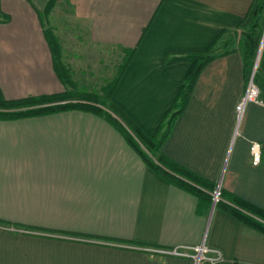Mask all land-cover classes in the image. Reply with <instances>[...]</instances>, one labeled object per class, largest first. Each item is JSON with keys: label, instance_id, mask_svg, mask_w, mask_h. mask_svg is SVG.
Returning a JSON list of instances; mask_svg holds the SVG:
<instances>
[{"label": "crops", "instance_id": "crops-1", "mask_svg": "<svg viewBox=\"0 0 264 264\" xmlns=\"http://www.w3.org/2000/svg\"><path fill=\"white\" fill-rule=\"evenodd\" d=\"M33 1L0 0L7 101L74 92L54 72ZM251 2L56 0L51 13L66 28L50 29L75 85L109 82L134 50L112 101L152 135L189 68L163 66L165 55L204 50L222 30L225 42ZM114 53L117 61L104 65ZM257 66L264 75V42ZM244 93L238 51L210 62L161 152L225 196L264 210V106L246 104L238 120ZM251 141L261 145L257 160ZM200 245L221 255L200 264H264L263 234L158 176L101 117L69 110L0 119V264H194Z\"/></svg>", "mask_w": 264, "mask_h": 264}, {"label": "trees", "instance_id": "trees-1", "mask_svg": "<svg viewBox=\"0 0 264 264\" xmlns=\"http://www.w3.org/2000/svg\"><path fill=\"white\" fill-rule=\"evenodd\" d=\"M54 1L49 0L42 13L36 10L42 27L43 17L47 18L54 6ZM7 19L8 17H5L6 21ZM263 21L264 0H252L245 16L233 31V35H230L225 42H221L222 34L226 32L222 30L204 50L170 52L165 55L162 60L163 66L186 62L189 64V68L178 87L174 100L152 135H147L121 108L111 103L109 98L134 50L125 53L112 81L105 87V90H109L108 96L106 94L107 97L99 99L97 95L86 94L85 96L81 95V99L75 100L72 91H63L54 95L7 101L0 94V119L43 116L69 110L92 113L114 126L124 137L128 146L140 157L144 165L171 184L195 195L200 206L204 204L209 208L212 205L210 193L213 192L214 185L189 169L174 163L161 152V148L172 133L174 122L185 112L201 71L217 58L238 51L242 61V77L245 89L252 79L253 84L259 90V100L264 103V75L259 70V66L253 73L261 41ZM43 33L51 52L52 64L57 78L64 86L73 88L75 84L71 81L69 69L62 63L57 38L49 29L44 28ZM104 91L100 93L102 96L105 94ZM19 109L21 111H18ZM220 198L226 200L229 205L223 204L220 200L215 204V207L224 208L239 222L264 235L263 209L237 196H225L222 191Z\"/></svg>", "mask_w": 264, "mask_h": 264}, {"label": "built area", "instance_id": "built-area-1", "mask_svg": "<svg viewBox=\"0 0 264 264\" xmlns=\"http://www.w3.org/2000/svg\"><path fill=\"white\" fill-rule=\"evenodd\" d=\"M248 103H257L264 106V103L259 100V90L258 88L253 84V82L250 80L246 89L245 93L240 99L239 103L235 107V112L237 119L239 120L242 112L244 110V107ZM261 149V145L257 142L251 141L249 145V153L252 155V157L257 160L258 155ZM221 189L220 186L216 187V189L213 190L211 193L212 197V204L215 205L218 201L221 200L220 198ZM194 254L192 255V259L194 261V264H200L202 261H208V262H218L221 260V255L218 251H211L210 249H207L204 245H200L195 247ZM164 254H173L177 255L178 251L177 249L171 250V251H161Z\"/></svg>", "mask_w": 264, "mask_h": 264}, {"label": "rangeland", "instance_id": "rangeland-1", "mask_svg": "<svg viewBox=\"0 0 264 264\" xmlns=\"http://www.w3.org/2000/svg\"><path fill=\"white\" fill-rule=\"evenodd\" d=\"M56 1V0H55ZM55 1H54V4H55ZM34 2V5L36 6V8H40V13H42V11L44 10V8H45V6H46V4L49 2V1H45L44 3H42L40 0H34L33 1ZM43 7V8H42ZM42 8V9H41ZM53 8H54V6H53ZM52 8V9H53ZM52 9L50 10V13H49V15L47 16V18H49L50 17V20L48 19L47 20V18L46 17H43V27L45 28V29H49V30H51L52 28L53 29H55V27H57L58 29H59V25L61 24V22H62V25H60V30H62V28L63 29H65L66 28V25H65V20L64 19H60V18H56L55 17V15H53V13H51V11H52ZM61 21H60V20ZM49 22V23H48ZM56 22V23H55ZM264 22V21H263ZM51 28V29H50ZM52 32H53V34L55 35V37L57 38V41H58V43H59V46H60V40H61V38H60V36L58 37V33H54L55 31H53V30H51ZM62 34V33H61ZM62 36H63V34H62ZM262 36H264V23L262 24V30H261V39H262ZM60 38V39H59ZM65 38L66 39H68L69 38V36H68V34L65 36ZM261 42V41H260ZM263 42H264V40H263ZM68 43H69V41H68ZM71 52V51H70ZM72 53H73V51H72ZM60 54H61V60L63 59V62L64 63H66V61L64 60V59H66L67 58V54H65L64 55V52L62 53V49H61V47H60ZM63 55V56H62ZM69 57V56H68ZM67 60V59H66ZM114 61H117V56H115V53L114 54H112V56H111V62L108 60V59H106L105 58V60H104V65H107V66H110V65H112L113 64V62ZM121 61H122V59L119 61V62H117V66H116V68H115V73H116V71H117V68H118V66L120 65V63H121ZM62 62V63H63ZM84 62H85V59H84ZM63 63V64H64ZM83 65L81 64V61H80V63H79V68H81ZM111 68H112V66H111ZM255 71V70H254ZM111 72H112V74H113V72H114V69L112 68L111 69ZM115 73L113 74V75H111L112 77H111V80L109 81V82H106L105 84H102L101 82H100V84H79V85H75L73 88L71 87V90L73 89V99H75V100H78V99H81L80 97H81V95H83V96H85L86 94H92V95H97L98 96V98L99 99H103V98H105V97H107L108 96V92H109V90H105V87L107 86V84L108 83H110L111 81H112V79H113V77H114V75H115ZM71 81H73L72 79H71ZM105 91H104V90ZM102 91H104L103 93H105L103 96L100 94V93H102ZM114 91H115V89H114ZM114 91L111 93V95H110V101H111V103H113L115 106H117L113 101H112V94L114 93ZM106 94H107V96H106ZM78 96V97H77ZM102 96V97H101ZM20 110V109H19ZM23 110H25V109H23Z\"/></svg>", "mask_w": 264, "mask_h": 264}, {"label": "water", "instance_id": "water-1", "mask_svg": "<svg viewBox=\"0 0 264 264\" xmlns=\"http://www.w3.org/2000/svg\"><path fill=\"white\" fill-rule=\"evenodd\" d=\"M263 40H264V36H262V39H261V42H260V45H259V48H258V52H257V56H256V59H255V64H254L253 73H254V70L257 67V63H258V60H259V56H260V52H261V47H262V44H263ZM251 81H252V79H251Z\"/></svg>", "mask_w": 264, "mask_h": 264}]
</instances>
